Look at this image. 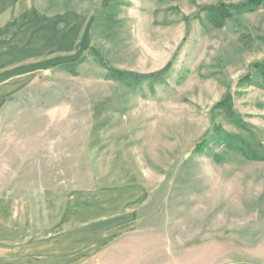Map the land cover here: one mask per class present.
<instances>
[{
    "label": "rangeland",
    "instance_id": "obj_1",
    "mask_svg": "<svg viewBox=\"0 0 264 264\" xmlns=\"http://www.w3.org/2000/svg\"><path fill=\"white\" fill-rule=\"evenodd\" d=\"M31 1L84 26L76 48L41 59L0 110V198L27 200L37 223L53 225L69 194L141 188L132 229L88 264H264V91L253 68L264 60V8ZM214 8L231 12L222 28L208 22ZM168 64L155 82L113 75ZM226 97L237 122L216 107Z\"/></svg>",
    "mask_w": 264,
    "mask_h": 264
},
{
    "label": "crops",
    "instance_id": "obj_2",
    "mask_svg": "<svg viewBox=\"0 0 264 264\" xmlns=\"http://www.w3.org/2000/svg\"><path fill=\"white\" fill-rule=\"evenodd\" d=\"M83 26V17L46 16L31 0H0V110L46 67L41 59L76 48ZM144 197L141 188L72 193L53 225L37 223L27 200L0 198V264H88L132 229Z\"/></svg>",
    "mask_w": 264,
    "mask_h": 264
},
{
    "label": "trees",
    "instance_id": "obj_3",
    "mask_svg": "<svg viewBox=\"0 0 264 264\" xmlns=\"http://www.w3.org/2000/svg\"><path fill=\"white\" fill-rule=\"evenodd\" d=\"M264 8V0H247L245 3L232 7V11L237 13H249L254 12L257 9ZM231 16V12L229 9H211L209 10V16H208V22L213 28H222L225 21ZM170 64L166 65L164 69L159 71L158 73L152 74V75H136L132 73H126V72H113V75L116 77L117 80L124 81L126 83H133L135 85H139L145 81H158L161 80L165 74H167L169 70ZM255 72L258 74V76L261 78V86L260 88L264 91V60L262 64H256L254 67ZM243 82L247 84H253V78L251 76H246L242 79ZM11 98V97H10ZM230 100L228 97H226L223 101H221L216 107L217 109L222 110L225 115L234 122H237V119L233 110L230 106ZM222 139H226L224 135L221 136ZM228 145L231 147V145H234L233 142H228ZM238 149V148H237ZM241 155L244 158H251V156L247 153L246 150H244L242 147L239 148ZM216 161H218V158H215Z\"/></svg>",
    "mask_w": 264,
    "mask_h": 264
}]
</instances>
